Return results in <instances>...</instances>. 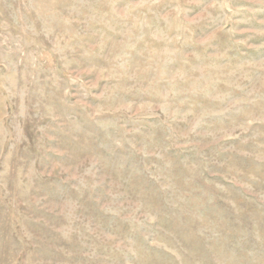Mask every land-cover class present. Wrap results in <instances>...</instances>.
<instances>
[{
    "label": "rangeland",
    "instance_id": "rangeland-1",
    "mask_svg": "<svg viewBox=\"0 0 264 264\" xmlns=\"http://www.w3.org/2000/svg\"><path fill=\"white\" fill-rule=\"evenodd\" d=\"M0 264H264V0H0Z\"/></svg>",
    "mask_w": 264,
    "mask_h": 264
}]
</instances>
